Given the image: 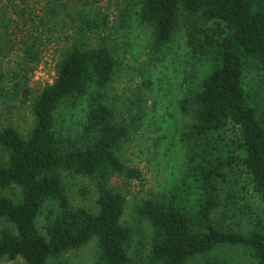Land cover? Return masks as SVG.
Here are the masks:
<instances>
[{
	"label": "trees",
	"instance_id": "trees-1",
	"mask_svg": "<svg viewBox=\"0 0 264 264\" xmlns=\"http://www.w3.org/2000/svg\"><path fill=\"white\" fill-rule=\"evenodd\" d=\"M139 1L138 18L150 28V48L156 54L169 44L180 14L192 20L185 34L192 69L179 105L189 119L180 133L184 171L174 192L144 200L136 211L153 231L149 263L186 264L227 245L250 250L256 262L264 264V123L243 87L245 63H254L264 74V0ZM115 68L107 45L73 47L59 61L53 84L35 98L27 138L11 127L0 132V148L6 154V160H0V189L16 187L20 193L18 203L0 195V219L15 229L0 233V261L20 258L24 264H48L96 238L93 264H129L132 231L121 223L125 197L106 184L113 175L137 180L141 174L118 157L116 150L128 129L115 123L113 110L103 103ZM91 90L94 95L77 136L57 137L58 104L68 101L74 106ZM230 127L239 133V162L262 204L259 222L246 235L222 230L211 219L220 206L218 182L238 160L230 150L234 142L221 137ZM61 173L98 180L96 213L70 205ZM52 201L57 210L45 213L42 235L36 220Z\"/></svg>",
	"mask_w": 264,
	"mask_h": 264
},
{
	"label": "rangeland",
	"instance_id": "rangeland-1",
	"mask_svg": "<svg viewBox=\"0 0 264 264\" xmlns=\"http://www.w3.org/2000/svg\"><path fill=\"white\" fill-rule=\"evenodd\" d=\"M139 0H0V132L11 127L27 138L32 126V104L39 93L53 84L59 61L73 47L84 50L107 45L116 68L107 86L103 103L113 110L114 121L125 125L127 136L116 153L126 168L137 169V180L113 175L106 187L122 194L125 204L121 223L132 231L127 254L129 264H150L148 260L152 228L136 214L147 199L160 200L174 192L184 171V145L180 133L188 123L179 105L192 58L185 43L191 17L180 14L177 29L159 54L150 48V28L139 21ZM81 14L85 17H79ZM201 23V22H200ZM243 87L255 100L258 118L264 123V74L254 63H245ZM93 90L74 106L58 104L54 131L59 138L76 137L88 110ZM254 104V101L252 102ZM239 133L231 127L221 137L231 144L237 164L224 181L218 182L220 206L212 213L213 224L227 231L248 234L255 229L262 204L250 177L239 162ZM0 160H6L0 148ZM70 205L96 213L98 180L70 177L61 173ZM0 195L18 203L16 187L0 189ZM57 210L48 202L37 217L38 231L44 235V216ZM14 233L0 219V233ZM97 258L96 238L48 264H93ZM0 264H24L20 258L2 259ZM186 264H258L250 250L221 245L207 256Z\"/></svg>",
	"mask_w": 264,
	"mask_h": 264
}]
</instances>
